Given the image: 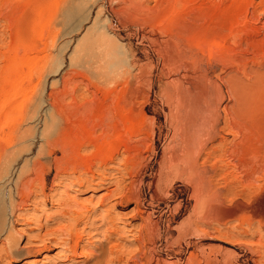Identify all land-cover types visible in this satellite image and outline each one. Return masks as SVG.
<instances>
[{"label":"rangeland","instance_id":"rangeland-1","mask_svg":"<svg viewBox=\"0 0 264 264\" xmlns=\"http://www.w3.org/2000/svg\"><path fill=\"white\" fill-rule=\"evenodd\" d=\"M10 187L0 264H264V0H0Z\"/></svg>","mask_w":264,"mask_h":264},{"label":"bare ground","instance_id":"bare-ground-1","mask_svg":"<svg viewBox=\"0 0 264 264\" xmlns=\"http://www.w3.org/2000/svg\"><path fill=\"white\" fill-rule=\"evenodd\" d=\"M7 17V16H6ZM169 42V41H168ZM16 43V42H15ZM18 43V42H17ZM170 43V42H169ZM167 44V43H166ZM172 44V43H171ZM174 45V44H173ZM172 45V46H173ZM171 46V48H172ZM169 47V46H168ZM167 47V48H168ZM170 48V47H169ZM168 48V49H169ZM172 50V49H171ZM173 52V51H172ZM175 53V52H173ZM175 55V54H174ZM14 58V57H13ZM10 59V58H9ZM173 65V64H172ZM5 67V66H4ZM10 71V70H9ZM4 79V78H3ZM2 80V79H1ZM2 83V82H1ZM4 83V82H3ZM2 83V84H3ZM72 98V97H71ZM74 100V99H73ZM55 101V99H54ZM73 104V103H72ZM76 105V104H75ZM79 108V107H77ZM80 109V108H79ZM46 114V119H45V127L44 129L42 130L41 132V138L44 139L45 141V145H48L50 144L51 142V139H49V133L50 132L49 130H53V129H56L57 127V123L60 122V124L63 126V128L61 129V132L59 133L60 134V139H61V143H62V146L66 143H68V141L70 140L71 143L73 144L72 145V154L74 155H77L76 157H81L82 158V155H81V152L84 150V149H88V148H97L96 146L98 145L97 143L99 142L100 137L99 136H96L95 134V130L97 128H101V127H108V126H112L113 124H116V123H113V121L111 122H108V123H104V121H95V122H92L91 123V130L92 131H88L87 134L85 136H80L79 134H75V136L73 135L72 137L69 138V136L67 135V129L68 127H72V126H75V125H83L85 123H87L85 120H81V118H78V117H75V118H68V117H63L61 115V112L59 110H57V112H55L54 110H52V108H50L48 111L46 110L45 112ZM116 122V121H115ZM112 123V124H110ZM115 126V125H114ZM100 143V142H99ZM65 146V145H64ZM48 147V146H47ZM65 148V147H64ZM43 149L44 148H40L39 150V155H42L41 153H43ZM47 149V148H46ZM95 150V149H94ZM97 150V149H96ZM51 153V151H50ZM101 153V152H100ZM46 154H49V153H46ZM102 155V154H101ZM93 156V155H92ZM112 157V156H111ZM97 159V158H96ZM112 161V160H111ZM104 162V161H103ZM88 166V165H87ZM12 170V169H11ZM87 170V169H86ZM7 172V171H6ZM10 173V172H9ZM86 173H90V169L87 170ZM11 174V173H10ZM13 174V173H12ZM7 177V176H6ZM12 177V176H11ZM96 180V179H94ZM7 182L9 183L10 181V177L7 178V180H4V182ZM135 181V180H134ZM141 181V180H140ZM90 182L92 183L93 182V179L92 181H88L87 183L90 184ZM100 184V183H99ZM98 184V185H99ZM6 185V184H5ZM9 185V184H8ZM16 185V184H15ZM93 185V184H92ZM82 186H84L82 184ZM8 187V186H7ZM15 187V186H14ZM13 187V188H14ZM12 188V189H13ZM17 188H18V184H17ZM12 189L11 187L8 188V192H7V197L5 194L1 195L0 197V236H3L4 234H6L8 232V234H10V230H11V221H10V217L13 215V212H14V206H15V200H14V197H13V193H12ZM136 191V190H135ZM116 190H114L111 195L115 194ZM16 193V192H15ZM118 193V191L116 192V194ZM121 193V192H120ZM115 194V195H116ZM127 194V193H126ZM21 197V196H20ZM128 199H132L134 202H136L137 204L140 203V199H141V196L136 193V192H132L130 193L128 196H123V198H127ZM28 201V200H27ZM57 202V201H56ZM67 201L65 200H62V203L60 206H65L67 207V209L70 207H68L67 205ZM21 206V204H20ZM71 208V207H70ZM66 209V208H65ZM71 210V209H69ZM67 210V211H69ZM65 211V210H64ZM79 211V210H78ZM70 213V212H69ZM67 214V213H66ZM73 214V213H71ZM79 218V217H78ZM108 225V224H107ZM74 226V225H73ZM153 227L151 224L148 226V230L151 234V232L153 231ZM10 229V230H9ZM155 229V228H154ZM71 230V229H70ZM72 231V230H71ZM116 232V231H115ZM66 235L70 238V241L72 242V238L74 237V239H78V235L77 233L74 234L72 232H67ZM10 236H12V234H10ZM69 238H67L69 240ZM73 242L75 243V249L76 247L78 246V243L77 241H74ZM153 242V241H152ZM65 243V242H63ZM154 243V242H153ZM69 244V242L67 243ZM15 245V244H14ZM13 245V246H14ZM151 245V244H150ZM10 247H12V245H10ZM70 248V247H69ZM75 249L70 250V253L71 254H75ZM150 249V248H149ZM154 249V248H153ZM14 250H15V246L10 248L8 251H6V254L7 256H13L15 253H14ZM28 253V252H27ZM122 253L124 252H117V253H114L112 251H108V254L106 251L103 252V255L102 257L100 256V261L96 262L95 264H114L115 262H119V260L121 259V255ZM151 256V255H150ZM122 260V259H121ZM124 260V259H123ZM138 260V259H137ZM151 260V259H150ZM153 260V259H152ZM128 262V261H127ZM190 262V261H189ZM188 262V263H189ZM158 263V262H157ZM140 264V263H139ZM154 264V263H153ZM156 264V262H155ZM190 264V263H189Z\"/></svg>","mask_w":264,"mask_h":264}]
</instances>
